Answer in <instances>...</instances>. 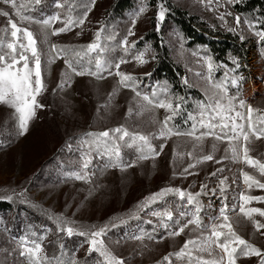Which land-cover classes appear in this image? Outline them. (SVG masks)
I'll use <instances>...</instances> for the list:
<instances>
[{"label":"snow or ice","instance_id":"snow-or-ice-1","mask_svg":"<svg viewBox=\"0 0 264 264\" xmlns=\"http://www.w3.org/2000/svg\"><path fill=\"white\" fill-rule=\"evenodd\" d=\"M43 2L44 0H27V3L18 4L17 0H0V4L5 6L0 8V16L7 18L8 25L0 29V105L12 110L15 120V137H26L38 110L46 107L41 99L48 91L44 79V68L46 67L50 74L51 66L57 60H63L65 67L60 72L56 87L52 89L53 95L57 92L63 93L66 88H70L74 77H89L97 82L107 77H116V84L108 93L107 102L97 106V116L101 108L108 109L113 106L121 89H128L132 96L126 117L132 116L133 105H135L138 109L137 115H142L146 111L153 113L151 124L157 126V131L146 134L130 131L125 125H120L103 131H88L79 137L69 138L60 151L76 152L79 158L72 161L77 165L75 170L63 172L64 179L61 183L71 180L92 186L93 178L97 176V173L103 176L110 169L126 173L142 161L155 162L164 151L167 142L175 137L183 138L191 143L192 150L178 153L176 148L173 149L171 179L187 180L189 176L198 175V171L195 170L205 162L212 161L221 165L225 160H230L233 163H243L254 170L251 174L248 171L240 173L243 184L249 191L253 187L264 190V161L250 155V145L253 141L264 139V110L253 107L242 96V84L246 77L239 70L247 65H242L239 57L231 56L229 59L233 67H228L227 64H217L211 55L192 53L194 57H198L197 63L202 68H206V72L194 73L202 81L203 86L200 91L203 99L195 100L192 110L189 111L185 96L172 92L167 81L163 83L158 81L150 91H143L141 90L143 81L140 77L121 70V66L129 62L128 56L131 51L136 49L137 42L130 41L129 37L135 36L134 28L137 21L148 10L147 0H142L138 10L132 13L131 26L118 44L123 55L115 62L108 59L106 54L109 51H116L117 45L109 47L103 44L102 40L115 41L117 34L109 33L105 36L106 26L103 21L98 22L100 26L93 40L87 44H61L51 41L52 37L71 33L75 28L82 29L95 8L97 0H80L78 5L70 0H53L57 11L47 15L46 18L35 19L25 14L26 11H35ZM198 2L205 10L215 14L221 27L230 33L238 34L242 43L246 39L244 35V26H246L247 30L256 37V42L260 45V54L264 57V19L253 21L234 14L231 8L239 4L241 0H198ZM77 8L80 14L73 15ZM13 11L20 24L12 19ZM169 11L170 8L165 6L163 0L157 4L156 32H160L161 24ZM228 17H233L234 26L229 24ZM57 23L61 26L54 27ZM23 24L39 26L41 37L39 44L43 45V48L38 46L36 35L30 27L21 26ZM212 27L215 28L216 25ZM76 35L79 36L80 33ZM180 47L183 49V43ZM151 51V45H145L143 50L132 56V59L137 66H143L149 62L146 56ZM151 58L155 59V54ZM221 68L224 69L223 76L216 79L215 73ZM188 71L191 69L189 68ZM144 75L150 77L151 73L146 72ZM260 80L264 83V76L260 77ZM181 83L189 88L194 87L187 76L181 78ZM232 89L235 91L233 92ZM161 109L164 111L162 120L155 116V113ZM177 118H182L184 127L176 124ZM153 139L163 141L159 144V150L152 143ZM208 139L213 141L211 151L204 154V143ZM219 144H225L226 147L224 155L217 158ZM10 146L11 141L0 143V152ZM124 148L134 149L135 158L125 160L122 153ZM197 148L199 154H197ZM178 156L181 160L184 156L189 158L187 166L183 167L179 173L175 170ZM94 159L98 163L94 164ZM101 161L102 163H99ZM60 167L63 169V164ZM154 167L155 163H153ZM225 171L224 167H218L209 173L204 182H201L199 191L196 192L190 190L194 184H189L187 189L162 187L159 191L138 201L125 214L109 217L106 222L99 225L83 224L68 217L66 210L71 205H66L65 212L57 213L54 210L45 209L44 214L55 226L57 235L62 234L68 239L73 236L84 238L87 248L83 264H88V258L93 254L95 258L92 264H127V259L117 255L105 242V237L111 230L122 225L126 226L132 220L137 224L131 233L125 234V243L128 240L140 242L138 254L141 257L145 250L151 251L145 240L161 243L166 238L180 236L186 230H189L190 237L195 234V238L186 239L178 251L169 252L157 264H165V262L173 264V256L180 264H238L242 258L250 260L252 257L258 259V264H264V249L241 237L233 224L238 207L239 214L252 223L253 234L258 232L264 236V231H261L264 230V220L256 218H264V208L249 206L253 201L264 203V196H253L241 192L238 204H230L229 177L223 175ZM213 178L216 182L210 187ZM235 182L236 178L233 177L232 183ZM94 190V187H90L85 199L91 197ZM28 191V188L23 185L15 188L5 186L0 199L9 203L19 200L20 203L28 204L30 207H42L29 197ZM170 196L176 199L169 202L166 198ZM202 197L208 198L207 205L203 203ZM213 198L220 202L218 209L214 207ZM233 199L236 198L233 197ZM206 208L207 211H205ZM142 214L149 218H143ZM205 216L207 223H205ZM145 225H151V231H147ZM4 231L10 232L7 228ZM52 231V228H45L42 232H37L30 226L23 235L10 237L8 242H15L11 252L7 248L0 249V252L9 255L18 254V257L23 258V264H82L75 253L66 258L63 243H58V253L53 251L49 254L46 251L44 242ZM114 243L119 246L121 242L117 240Z\"/></svg>","mask_w":264,"mask_h":264},{"label":"rangeland","instance_id":"rangeland-1","mask_svg":"<svg viewBox=\"0 0 264 264\" xmlns=\"http://www.w3.org/2000/svg\"><path fill=\"white\" fill-rule=\"evenodd\" d=\"M114 1L97 0L95 8L90 13L82 29L75 28L71 33L52 37L51 41L54 43L73 41L78 44L80 43V45L87 44L93 40L96 30L100 26L98 22L103 21L106 26L105 36L109 33L117 34L115 41L102 40V43L109 47L117 45L116 51H109L106 54L108 59L115 62L123 55L118 47L119 41L131 26L132 13L138 10L142 0H138L139 3L135 5L132 12L123 15L113 10L112 4ZM70 2L78 5L80 0H70ZM160 2L162 0H153V6L148 5L147 12L137 21L134 28L135 36L129 37L130 41L135 40L137 42V46L136 49L131 51L128 56L129 62L122 65L121 70L136 75L146 82L149 77L145 76L144 73H151L153 62L151 57L155 53H160L161 43L163 42V45L168 48L172 61L180 65L182 69L181 78L187 76L189 82L198 90L200 99H203L200 91V88L203 86L202 81L194 73L197 71L206 72V68H202L197 63L198 57H194L192 53L197 52L199 55L208 53H204L199 48L187 46L179 30L173 25H167L165 21L161 24L160 32L155 31V14L157 12V4ZM163 2L165 6L170 5L172 8H179L180 10L198 15L203 21V25L208 27L206 31L202 32L206 37L218 40L222 38L221 33H230L220 26V22L215 18V14L205 10L198 0H163ZM4 7L3 4H0V8ZM36 11L37 15L33 17L35 19H43L57 10L54 7L53 0H44L42 5L37 7ZM231 11L234 14H238L233 7ZM79 14L80 10L77 8L73 12V15ZM240 16L244 18L243 15ZM12 19L20 24L14 11L12 12ZM227 19L229 24L234 26L233 17H228ZM212 25H216V27L213 28ZM6 26H8L7 18L0 16V29ZM21 26L30 27V30L36 35L38 46L44 47L39 44L41 37L38 25L33 24L29 26L28 24H23ZM60 26L59 23L54 25V27ZM78 32L80 33L79 36L76 35ZM217 32L219 34H216ZM146 34L149 35L147 37H150V40L144 38ZM233 35H237V43H240L238 34ZM244 35L248 40L245 56L242 57L233 53L226 56L228 61L225 64L228 67H233L229 58L237 56L240 58L242 65H247V67H241L239 70L246 77V80L242 84V96L253 107L264 109V83H261L260 80V77L264 76V57L261 56L260 50L257 47L248 46L256 42V37L247 30L246 26H244ZM151 40L156 43V49L153 48ZM181 43H183V49L180 47ZM145 45H151L152 48V51L146 56L149 62L143 66H137L132 56L138 51L143 50ZM64 67L63 60H57L51 66L50 74L49 70L46 67L44 68V79L48 86V91L44 93L41 99L46 107L43 110H38L36 118L30 124V130L26 137H15V120L12 110L4 105H0V143L11 141V146L0 152V194H2L5 186L15 188L23 185L28 188L29 197L42 205V207L38 208L42 210L50 209L60 213L65 212L66 205H71L66 210L68 217L83 224L98 225L106 222L109 217L125 214L138 201L153 192L159 191L162 187L172 186L187 189L189 184H194V187L190 190L196 192L199 190L201 182H204L205 177L218 167H224L226 169L225 173L230 176L229 178L232 180L235 177L237 181L232 183L234 195L229 197V199L232 197L229 201L230 204H238L239 193L241 192L253 196H264V190L253 187L249 191L243 184L241 171H248L251 174L254 170L243 163H233L230 160H225L221 165H217L212 161L205 162L195 170L199 174L189 176L187 180L182 178L171 179L173 172V149L176 148L178 153L192 150L191 143L186 142L183 138L177 139L175 137L167 142L164 151L156 158L155 162L152 160L142 161L138 166L130 168L126 173H120L117 169H110L103 176L97 173V176L93 178L94 184L92 186L84 184L81 181L71 180L61 183L64 177L53 178L50 172H48L50 170L48 160L58 146H60L61 136L67 135L72 130L95 132L125 125L130 131H139L145 134L157 131V126L151 124L153 117V113L151 112L146 111L142 115H137L138 109L133 105L132 116L126 117L128 104L132 96V93L128 89H121L119 95L114 100L113 106L108 109L101 108L99 116H97V106L107 102L108 93L116 84V77H107L105 80L99 82L89 77H74L70 88H66L63 93L57 92L56 95H53L52 89L56 87L60 78V72ZM189 68L191 71H188ZM223 73L224 69L221 68L215 73V78H221ZM152 82L153 85H156L158 81L155 77H152ZM232 91L234 92L235 89H232ZM155 116L157 119L162 120L164 111L162 109L158 110ZM162 142L157 139H153L152 141L157 150H159V144ZM212 143L211 139L205 141L204 154L211 151ZM218 147L219 151L216 153V157L220 158L224 155L226 145L219 144ZM250 147V155L264 161V139L254 140ZM197 154H199L198 148ZM188 162L189 158L187 156H184L183 160L178 156L175 166L177 173L182 171V168L186 167ZM153 163H155L154 168ZM215 182L216 179L213 178L210 186H213ZM90 187H94L95 189L93 195L85 199ZM233 197L236 199L234 200ZM204 201L208 202V198L206 197ZM213 201L214 207L218 209L219 200L213 198ZM13 202H19V200ZM249 206L264 208V203L253 201ZM256 218L264 220V218ZM7 220L9 223L3 221V219L0 220V249L7 248L11 252L15 247V242L9 243L10 237H19L21 235H13L11 232L4 231L5 228L8 229L11 225V216H8ZM233 224L241 237L264 249V236H261L258 232L253 234L254 228L252 223L242 214H239L238 207ZM188 231L186 230L185 233H182L178 237L166 238L161 243L145 240L151 251L145 250L144 255H161V257H164L169 252L178 251L186 239L195 238V234H192L190 237ZM117 240L119 239L115 236L112 238L105 237V242L121 257L124 253H128L129 255L130 252L134 250L138 251L140 248V242L138 241L128 240L125 243V240L120 239L121 243L118 246L114 243ZM137 255L140 256L138 252ZM173 259L174 264L180 263L174 256ZM0 262H3V264H23V258L18 257V254L9 255L0 252ZM133 262V259H127V264H133ZM238 264H258V259L256 257H252L250 260L242 258L238 261Z\"/></svg>","mask_w":264,"mask_h":264},{"label":"trees","instance_id":"trees-1","mask_svg":"<svg viewBox=\"0 0 264 264\" xmlns=\"http://www.w3.org/2000/svg\"><path fill=\"white\" fill-rule=\"evenodd\" d=\"M17 3H27V0H17ZM138 3V0H115L112 4V8L114 11L123 15L127 14L128 12H132L135 5ZM147 4L153 6V0H147ZM166 7L170 8V11L166 15V18L164 20L165 23H167V25H173L179 30L187 46H190L191 48H199L204 53H208L218 64H225L226 61H228L226 59V56L233 53L241 55L242 57L245 56V48H247L246 44L248 43L247 38L243 43L241 41L240 43H237V35H233L231 33H221L222 38L218 40L212 39L211 37H206L202 32L206 31L208 27L203 25V21L198 15L189 13L185 10H180L179 8H172L170 7V5ZM233 8L238 14L243 15L244 17H247L253 21L264 19V0H241V2L235 5ZM25 14L35 16L37 15V11H26ZM216 34L219 33L217 32ZM147 36L149 35H144V38H147L146 40H150L151 38ZM59 43H71L80 45V43L78 44L77 42L73 41ZM151 43L153 48L156 49V43L153 40H151ZM248 46L257 47L260 50V45H258L257 42L251 43ZM155 57V59H152L153 62L151 67V76L148 80L145 79L146 82L142 79L143 82L141 84V90L150 91L151 87L155 86L153 85L152 77H155V79L161 83L167 81L172 92L185 96L188 101V110L191 111L193 102L200 99L198 90L195 87H186L181 83L180 78L182 76V69L179 64L172 61L167 47L163 45L160 48V53H155ZM175 122L177 125H181L182 127H184L182 118H177ZM85 132L88 131L79 132L72 130V132L68 133L67 135L63 137L61 136L62 139L60 141V146H58V148L48 160V164H50V170H48V172H50L53 178H63L64 171L76 169L77 165L73 164L72 161L78 160L79 154L76 152L69 153L67 150L60 151V149L66 140L74 136L79 137ZM122 153L125 160H131L135 158L134 149L124 148L122 149ZM93 163L96 164L98 163V161L94 159ZM99 163H102V161ZM61 164H63L64 166L63 169L60 167ZM223 175L230 177L229 174L225 172L223 173ZM231 181V178H229L228 197L234 195V189L232 187L233 185ZM231 198L229 199V201L231 200ZM166 199L171 202L176 198L170 196ZM204 199H206V197H202V200L203 203L207 205L208 202H205ZM205 211H207V208L205 209ZM6 216H11V225L8 230H10L13 235H23L30 226L37 232H42V230L45 228H52V233L49 234L48 238L44 242L46 251L49 254H51L53 251H56L58 253V243H63L65 246L66 258L72 256L75 253L77 255V258L81 260L83 264V261L86 258L87 248V244L85 243L84 238L73 236L71 239H68L62 234L57 235L55 233V226L47 219L46 215L44 214V210L38 207H30L27 204H22L19 202L9 203L7 201L1 200L0 220L3 219V221L9 223ZM202 216H204V213H202ZM142 217L149 218L144 216V214H142ZM152 219L155 220V218ZM204 219L206 223L207 217L205 216ZM136 224L137 222L134 220L129 221L128 225H122L119 228L111 230L108 233L107 237L112 238L113 236H115L119 240H125V234L131 233V231L135 229ZM144 227L147 231H151V225H145ZM50 242L51 246H49ZM137 252L138 251L134 250L133 252H130L129 255L128 253H124L122 257L126 259H133V264H157L158 261H161L163 259L161 255L147 254L141 257L137 255ZM94 258L95 254H93L92 257H89L88 264H92ZM172 261L174 262L173 257ZM165 264H167V262H165Z\"/></svg>","mask_w":264,"mask_h":264}]
</instances>
